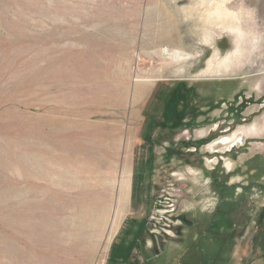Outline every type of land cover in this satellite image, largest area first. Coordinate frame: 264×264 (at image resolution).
I'll return each mask as SVG.
<instances>
[{
    "label": "rangeland",
    "instance_id": "obj_1",
    "mask_svg": "<svg viewBox=\"0 0 264 264\" xmlns=\"http://www.w3.org/2000/svg\"><path fill=\"white\" fill-rule=\"evenodd\" d=\"M0 264H264V0H0Z\"/></svg>",
    "mask_w": 264,
    "mask_h": 264
},
{
    "label": "bare ground",
    "instance_id": "obj_2",
    "mask_svg": "<svg viewBox=\"0 0 264 264\" xmlns=\"http://www.w3.org/2000/svg\"><path fill=\"white\" fill-rule=\"evenodd\" d=\"M101 230V229H100ZM95 242V241H94ZM99 246V245H98Z\"/></svg>",
    "mask_w": 264,
    "mask_h": 264
}]
</instances>
